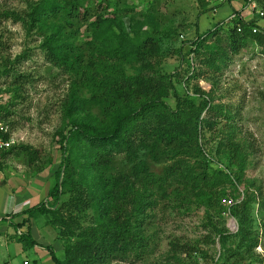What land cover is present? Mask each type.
I'll return each instance as SVG.
<instances>
[{
  "label": "trees",
  "instance_id": "trees-1",
  "mask_svg": "<svg viewBox=\"0 0 264 264\" xmlns=\"http://www.w3.org/2000/svg\"><path fill=\"white\" fill-rule=\"evenodd\" d=\"M255 1L264 12V0ZM88 2L38 0L24 16L5 13L8 19L22 21L29 31L36 29L43 37L41 49L47 62L73 78L56 132L61 163L54 174L49 200L22 212L20 215L27 219L15 227L16 231L24 228L23 239L34 246L30 219L49 215L52 224H59L71 242L65 247L64 259L49 248L55 264H112L131 257L144 241L136 224L147 209L157 205L154 197L158 193L168 198L165 186L171 181L195 195L207 208L216 209L212 199L217 194L221 195L220 203L234 200L228 190L220 194L218 189L228 182L246 183L248 158L255 149L249 140L233 142L232 125L227 127L231 133L227 139L216 136V154H225L229 164L202 146V127L213 131L217 125L202 116L205 112L217 113V108L199 84L209 73L220 74L230 54L238 55L251 44L264 49V31L254 22L238 18L189 40L188 69L182 77L178 72L168 74L164 66V45L182 34L165 23L157 10L137 14L126 7L114 13L107 9L95 12ZM201 3L207 11L210 2ZM90 21L92 39L80 44L81 32L76 25ZM256 28L260 32L254 33ZM177 53L181 55L182 51ZM27 57H18L3 72L14 77L17 87L29 79L15 67ZM198 64L203 70L196 68ZM180 83L185 85L183 96L177 89ZM190 92L195 98L190 97ZM171 97L175 99L174 106L166 101ZM13 154H27L31 163L42 159L39 150L14 146L0 153V172L7 157ZM119 157L124 159L125 168L117 169ZM150 161L171 164L163 175H156ZM214 163L222 164L224 169ZM253 187L247 183L245 199L231 209L232 217L240 224L242 249H227L231 256L225 260L241 262V251L253 255L258 247L259 240L250 236L249 229L251 207L257 200L251 194ZM155 189L159 190L157 194ZM175 191L178 193V188ZM65 196L67 201L63 200ZM224 211L225 208L220 209L218 214L223 217ZM89 212L93 213L88 220L91 225L79 230L80 219L86 222ZM215 229L226 248L232 236L230 230ZM195 251L174 244L170 253L172 259L181 263L180 253H187L190 258Z\"/></svg>",
  "mask_w": 264,
  "mask_h": 264
},
{
  "label": "rangeland",
  "instance_id": "rangeland-1",
  "mask_svg": "<svg viewBox=\"0 0 264 264\" xmlns=\"http://www.w3.org/2000/svg\"><path fill=\"white\" fill-rule=\"evenodd\" d=\"M37 1L0 0L1 120L9 126L14 137L20 140L16 146H29L31 150H39L42 154L41 160L32 163L27 154L8 156L4 169L0 172L3 173L1 179L5 177L6 182L3 186H8L9 190L13 189L14 193L25 191L27 197L35 196L32 203L36 205L43 200H49L46 191H50L53 187L54 174L61 163L59 137L56 132L61 126L62 105L73 81L68 74L47 62L41 49L43 37L36 29L31 32L22 21L8 19L5 15L6 12H10L24 16L34 4H37ZM201 2L199 0H89L88 7L95 12L107 9L108 13L123 11L126 7L133 9L137 14L145 13L150 9L157 10L165 23L171 28H178L182 34L164 45L167 55L164 66L168 74L178 72L183 77L188 69L186 58L190 49L189 40H195L199 34L221 24L226 25L225 22L234 13L230 3L218 6L216 11L210 5L206 11L205 5L202 6ZM125 21L129 25V18ZM91 23L92 21L76 25V29L81 32L80 44L92 39ZM179 50L182 51L181 55L177 53ZM24 54L28 57L20 60L15 67L29 79L17 87L13 84L14 77L6 76L3 72ZM229 57L230 59L222 65L220 74L209 73L199 82L202 89L207 92L211 105L217 108V113L205 112L202 116L211 122H217V125L213 131L208 130L206 126L202 127L200 143L213 155H217L219 143V139L216 140L217 135L227 139L232 133L233 142L249 140L253 144L255 149L251 151L245 172L246 183L228 182L218 190L220 194L228 190L234 200L241 204L246 197V195L244 197L246 184L254 186L251 188V194L254 193L257 200L251 207L249 229L250 236L259 240L258 247L254 249L253 255L241 251L244 257L241 262L239 259L225 260L230 255L226 250L238 252L242 249V242L238 220L226 219L218 214V210L224 208L223 200L221 203L218 201L221 195L217 194L212 199L216 209L207 208L195 195L188 194L183 187L171 181L165 186L168 198L161 196L159 190L155 189V193H158L154 197L157 205L147 209L145 216L136 224L140 236L144 239L143 247L128 259L115 261L112 264H264V49L251 44L238 55L230 54ZM196 68L203 70L200 64ZM129 73L132 71L129 70ZM190 73L187 75L190 76ZM177 85L179 93L183 96L186 92L185 85L181 83ZM189 95L195 98L192 92ZM166 101L171 106L175 105L173 97ZM228 125L234 126L231 133L227 128ZM217 158L224 163L230 162L225 154L219 157L217 155ZM150 162L156 175H163L171 164L163 162L157 165ZM214 165L224 169L222 164L214 163ZM116 166L117 169L125 168L124 159L119 157ZM176 188L179 190L178 193L175 191ZM1 199L2 195H0V203ZM63 200L67 201L68 196L63 197ZM3 217L0 214V218ZM87 218L86 222L80 219L82 223L81 227H77L79 230L91 225L88 220L93 218V213L89 212ZM36 219L38 228L42 232L41 236L50 244V248L58 252V258L64 259L65 247L71 242L64 236L65 230L59 224H52L49 215H38ZM231 220L236 226L234 231L230 229ZM215 227L230 230L229 234L232 236L226 248L222 246ZM174 244L181 248L188 246L197 251L190 258L187 253H180L181 263H179L172 259L170 253ZM21 248L22 244L17 241L10 250L11 264H24L25 261L29 264H38L34 261L33 254L21 251ZM203 253L208 254L213 261L208 260Z\"/></svg>",
  "mask_w": 264,
  "mask_h": 264
},
{
  "label": "crops",
  "instance_id": "crops-1",
  "mask_svg": "<svg viewBox=\"0 0 264 264\" xmlns=\"http://www.w3.org/2000/svg\"><path fill=\"white\" fill-rule=\"evenodd\" d=\"M230 6L234 12H238V14L243 17L247 23L254 22L258 28L264 31V20H262L264 18H261L257 13L252 14V12L247 7L246 1L234 0L232 3H230ZM258 10L260 11L261 8L258 7ZM2 174L3 173H0V195H2L0 214L4 217L0 218V264H11L12 259L10 250L14 248V245H16L17 241L22 244L21 251H26L33 254L34 261L36 263L55 264L49 251L50 244L46 242L44 237L41 236L42 232L38 228L36 218L30 219L31 241L34 242V246L29 245V241L23 239V236L26 234L24 228L19 229L18 231L15 229L16 226H21L27 219L26 216H22L20 214L39 205L41 202L36 205V203H32V200L35 198V196H30L29 198L27 197V193H25V191H17L14 193V191H12L13 189L9 190L8 186V188L3 186L6 180L4 179L5 177L1 179ZM47 193L49 194V191H46V195ZM43 201L46 202L48 200ZM19 233H21V235ZM51 249L57 256L58 252H56V250L53 248ZM24 264L29 263L25 261Z\"/></svg>",
  "mask_w": 264,
  "mask_h": 264
},
{
  "label": "built area",
  "instance_id": "built-area-1",
  "mask_svg": "<svg viewBox=\"0 0 264 264\" xmlns=\"http://www.w3.org/2000/svg\"><path fill=\"white\" fill-rule=\"evenodd\" d=\"M210 2V5H212L214 11H216L218 6H222L224 4H228V3H232L234 0H208ZM246 1L247 7L248 9L252 12V14L257 13L261 18L264 17V12L263 11H259L258 10V5L256 3L255 0H244ZM242 19L244 20L243 17H241L238 12H234L230 18L227 20V22H231L233 20L236 19ZM245 21V20H244ZM240 31V30H239ZM254 33H258L260 32V29L256 28L253 30ZM183 38V36H182ZM191 60L193 61V56H191ZM20 140L16 139L14 137V134L12 132V130L9 128V126L2 120H0V153L5 152V151H9L10 149H12L14 146H16ZM238 204V202H236L233 199H225L223 200V205L225 208V211L223 212V216L227 219V218H233L231 215V209ZM231 230H235L236 226L233 222V220H231L230 222ZM21 235V233H19Z\"/></svg>",
  "mask_w": 264,
  "mask_h": 264
}]
</instances>
